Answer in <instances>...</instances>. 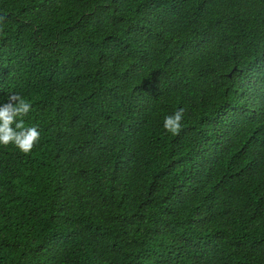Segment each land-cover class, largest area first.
I'll list each match as a JSON object with an SVG mask.
<instances>
[{"label": "trees", "instance_id": "16d2710c", "mask_svg": "<svg viewBox=\"0 0 264 264\" xmlns=\"http://www.w3.org/2000/svg\"><path fill=\"white\" fill-rule=\"evenodd\" d=\"M0 17V106L23 97L40 132L0 145V264H264V0Z\"/></svg>", "mask_w": 264, "mask_h": 264}, {"label": "clouds", "instance_id": "9594fccd", "mask_svg": "<svg viewBox=\"0 0 264 264\" xmlns=\"http://www.w3.org/2000/svg\"><path fill=\"white\" fill-rule=\"evenodd\" d=\"M3 19L0 17V23ZM31 107L30 102L17 94L10 95L8 103L0 106V145H14L24 154L32 151L40 139V132L34 126L25 125L23 118L31 111ZM183 119L184 109L166 116L163 123L165 131L179 135Z\"/></svg>", "mask_w": 264, "mask_h": 264}]
</instances>
